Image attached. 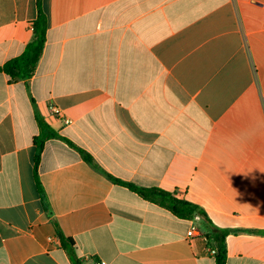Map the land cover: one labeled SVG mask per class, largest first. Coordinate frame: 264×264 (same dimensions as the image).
Returning <instances> with one entry per match:
<instances>
[{"label": "crops", "instance_id": "1", "mask_svg": "<svg viewBox=\"0 0 264 264\" xmlns=\"http://www.w3.org/2000/svg\"><path fill=\"white\" fill-rule=\"evenodd\" d=\"M37 2L32 77L0 72V264H215L212 234L225 264H264V0H0V68Z\"/></svg>", "mask_w": 264, "mask_h": 264}, {"label": "trees", "instance_id": "2", "mask_svg": "<svg viewBox=\"0 0 264 264\" xmlns=\"http://www.w3.org/2000/svg\"><path fill=\"white\" fill-rule=\"evenodd\" d=\"M46 28H47L46 16L42 12L39 2H37V16L35 20L31 23L32 38L30 42L25 46L23 52L19 56L7 61L0 68V72L8 76L11 80L27 81L28 79H30L35 71L38 59L43 50ZM39 124L40 126L43 125L41 121H39ZM51 136L53 137V135ZM43 142H44V138H40V139L36 138L34 140L36 153L34 156L33 170H34V180H35L37 192L40 196L42 203L47 209L48 203L45 194L37 179V168L40 160V154L43 148ZM82 157L87 163L92 164L91 158L87 154L83 153ZM122 184L128 187L130 191L137 194L143 200L168 210L171 214H173L177 218L192 219L195 214L200 213V211L195 205L181 198H178L173 193H169L158 188H142L131 184H124V183ZM52 222L55 224V221L53 219ZM56 236L58 237L62 248H69L73 246L71 239L65 238L57 228H56ZM212 237L214 241V248L216 250V254L214 256L215 264H225L226 250L223 239L218 235L213 236V234ZM71 255H73V253H71Z\"/></svg>", "mask_w": 264, "mask_h": 264}, {"label": "built area", "instance_id": "3", "mask_svg": "<svg viewBox=\"0 0 264 264\" xmlns=\"http://www.w3.org/2000/svg\"><path fill=\"white\" fill-rule=\"evenodd\" d=\"M49 110H50V112L52 113V115H54L55 117H60L61 116V113H60V111L58 110V108H56L55 106H50V108H49ZM64 122L66 123V124H69L70 123V121L69 120H67V119H64ZM187 235H188V237H194V236H199V234H198V232L196 231V229L194 228V227H192L189 231H188V233H187ZM209 253H210V255L211 256H215V254H216V250L213 248V249H210L209 250ZM94 264H106L105 262H103V261H96V262H94Z\"/></svg>", "mask_w": 264, "mask_h": 264}]
</instances>
